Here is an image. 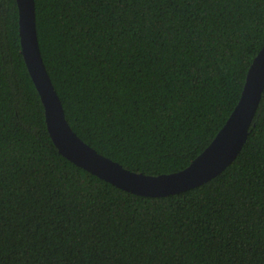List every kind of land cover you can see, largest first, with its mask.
Returning a JSON list of instances; mask_svg holds the SVG:
<instances>
[{
  "label": "trees",
  "instance_id": "obj_1",
  "mask_svg": "<svg viewBox=\"0 0 264 264\" xmlns=\"http://www.w3.org/2000/svg\"><path fill=\"white\" fill-rule=\"evenodd\" d=\"M43 59L74 131L125 168L188 167L238 105L264 0H36ZM0 264H264V93L237 158L146 197L64 157L0 0Z\"/></svg>",
  "mask_w": 264,
  "mask_h": 264
},
{
  "label": "water",
  "instance_id": "obj_2",
  "mask_svg": "<svg viewBox=\"0 0 264 264\" xmlns=\"http://www.w3.org/2000/svg\"><path fill=\"white\" fill-rule=\"evenodd\" d=\"M17 2L23 55L42 98L49 133L64 157L120 189L146 197H166L204 185L237 158L248 139L264 93V47L250 67L238 105L212 143L181 171L147 175L127 169L99 153L74 131L43 59L36 0Z\"/></svg>",
  "mask_w": 264,
  "mask_h": 264
}]
</instances>
